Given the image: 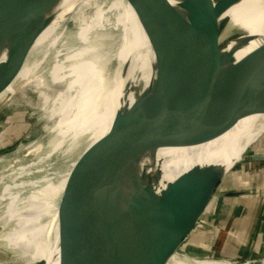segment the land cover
I'll use <instances>...</instances> for the list:
<instances>
[{"label": "water", "instance_id": "obj_1", "mask_svg": "<svg viewBox=\"0 0 264 264\" xmlns=\"http://www.w3.org/2000/svg\"><path fill=\"white\" fill-rule=\"evenodd\" d=\"M62 1L0 0V93L19 75ZM111 1L98 0L105 8ZM127 1L156 50L155 60L145 55L138 36L128 40L113 24L102 30L90 28L86 34L94 37L91 43L108 84L115 80L113 125L125 141L132 167L121 173L100 170L55 199V221L43 234L54 242L59 233V264H167L199 225L211 227L205 220L209 215L264 184V132L231 167L227 162L195 164L165 184L158 167L161 147L205 142L239 120L263 113L257 92L259 67L245 71L236 62L239 46L225 51L221 42L229 25L213 28L228 0H190L183 7L186 13L199 5L202 11L186 20L170 0ZM147 3L152 33L143 16ZM76 10L73 7V13ZM107 17L110 23L117 20L112 10H107ZM133 47H139V60ZM121 49V57L127 55L123 61L116 56ZM29 79L21 81L17 91ZM132 87L138 107L129 101ZM10 99L0 105V112ZM193 249L189 247L188 253L198 257ZM23 250H3L0 264H49L22 259ZM243 264H264V256Z\"/></svg>", "mask_w": 264, "mask_h": 264}, {"label": "bare ground", "instance_id": "obj_2", "mask_svg": "<svg viewBox=\"0 0 264 264\" xmlns=\"http://www.w3.org/2000/svg\"><path fill=\"white\" fill-rule=\"evenodd\" d=\"M189 1L170 0L178 12L184 15V20L188 19L193 13L202 11V6L197 9L200 7L199 5L195 6L191 13L188 11L186 13L183 7L189 5ZM191 1L197 2L199 0ZM146 5L142 9L143 16L147 27L152 33L153 28L145 12L150 7V4L148 5L147 3ZM73 7L77 9L75 13L72 11ZM107 10H112L113 15L117 19L115 23H110L112 19L107 17ZM207 10H209L208 7L206 8ZM169 13L173 16V11H169ZM104 17H107V19L104 20ZM223 23L229 25L228 32L221 42L225 45V51L228 52L234 46H239V50L235 53L236 62L243 65L245 71L255 65L257 68L259 67L257 71V92L261 97L264 111V0H228L219 18L214 22L213 28L215 29ZM112 24L114 27H120L123 31V37L128 40L129 36H138L141 43L139 45L143 46L145 55H149L152 60L156 59L155 57L158 56L156 50H153L150 40L127 0H112L106 8L98 0H63L59 6L57 16L37 39L19 75L0 93V103L8 95L11 97L9 104L14 96L21 91H17V85L21 81L31 76L40 75L46 68L51 67L59 55L56 45L61 40L66 29L71 25H75L76 28L74 30L77 32V37L85 47L68 58L75 61L81 60L85 54L92 53L93 62H83L80 65L74 64L66 70L71 71L68 74L74 80H71L68 85V91H71L69 100L59 111L60 120L56 124V128L59 130L61 139L54 145V148L62 146L65 142L62 138L64 136L67 137L68 134L70 135V132L75 133L76 138L86 136L87 143L82 147L79 155L69 163L66 173L57 183H46L47 185L44 184L45 186H42L40 191L32 190L33 192L30 194H27L24 190L27 186H32L35 183L18 181V178H22L29 171L22 167L13 169L8 163H3V166L8 167L9 170H7V174H3L2 178L9 181L13 180V182H15L14 179H17L18 182L16 183L18 184L14 185L20 189H17L19 196L16 205H14L15 209L7 210L8 204H5L10 191H12V184L6 185L0 194V204L4 202L2 207L4 210L0 213V253L6 249L18 252L24 248L22 253L28 252V254H21V256L23 257L22 259H26L28 262L43 259L49 261V264L52 262L53 264H59V233L54 242H52L51 237H48V234H43L46 229H48V233L50 232L51 223L55 221L56 210L52 204L55 199L57 200L58 197H61L66 190H70L76 183L95 173H99L100 170L104 172L113 170L115 173H121L132 167L125 141L113 125L114 111H111L110 104L112 101V82L115 80H111L110 84H108L107 77L103 74L99 63L101 62L99 52L92 45L94 37L86 34L90 28L95 27L96 30H102ZM50 46L53 49L49 54L46 53L34 64H29L46 47ZM122 49L116 53V56L121 60H125L127 55L121 57ZM133 49L136 53L135 60H139L141 58L140 51L137 50L139 47H133ZM213 60H210L211 63L214 62ZM58 66L56 64L55 69H59L60 67ZM61 68L63 67L61 66ZM170 69L171 65L168 64V70ZM66 76L68 75L60 76L55 80H62ZM153 78L152 76L151 79ZM147 82H149V78H147ZM134 89L133 87L129 89L132 91L129 95V101L138 107L137 93ZM115 104L116 110L119 102H115ZM247 124L236 128L226 136L221 134L212 138L216 146L215 153L208 157L207 146L212 139L192 145L161 147L157 152L158 167H161L163 171L161 182L165 184L172 181L195 164H223L225 161H229L226 164L231 167L236 161L241 159V156H236L244 145L253 141L261 129H264L263 121L256 123L249 121ZM245 131L246 134H244ZM241 135L243 137L237 139ZM81 141L80 139L75 144L71 143V147H78V144L82 143ZM68 143L70 144V141ZM222 148L224 150L228 149L221 152ZM231 155H235L234 158L230 159ZM218 156H221L222 163L218 162ZM19 208L21 211L17 213L16 211ZM52 214L53 217L51 216ZM47 218L49 220L46 222ZM10 221L15 227H12L7 234H4ZM32 226L34 229L30 231ZM27 231L28 233H26ZM191 257L177 252L169 259L167 264H235L222 260H199Z\"/></svg>", "mask_w": 264, "mask_h": 264}, {"label": "rangeland", "instance_id": "obj_3", "mask_svg": "<svg viewBox=\"0 0 264 264\" xmlns=\"http://www.w3.org/2000/svg\"><path fill=\"white\" fill-rule=\"evenodd\" d=\"M75 28V25L67 28L56 45L59 55L53 65L46 68L40 75L31 76L21 91L0 112V194L6 185L12 184V191L5 203L8 204L7 210L15 209L14 205L18 200L20 188L14 185L18 184L16 182L35 183L25 188L24 192L26 191L27 194L34 190L40 191L46 183H57L66 173L69 163L79 155L82 147L87 143L86 136L76 138L75 133L70 132V135L62 138L65 141L62 146L54 148V145L61 139L59 130L56 128V124L60 120L59 111L69 100L71 91H68V85L71 80H74L69 77L68 73L71 71L66 70L74 64L93 62L92 53L85 54L81 60H69L70 55L85 47L77 37ZM227 32L228 30L225 35ZM56 64L63 68L55 69ZM56 75L58 76L56 77ZM63 75L68 76L62 80H55ZM9 98L10 96L7 95L0 105ZM249 121L252 123L264 122V111L262 114H255L239 120L223 134L226 136L236 128L248 125ZM262 132L264 129H261L253 141L245 144L236 157L242 156L246 148L255 142ZM243 135L238 136L237 139L242 138ZM80 139L82 140V143H79L81 145L78 144V147L72 148L71 143L75 144ZM213 141L214 139L210 140L207 146V157L215 153L216 146ZM227 149L222 148L221 152ZM218 162L222 163L221 156H218ZM3 163H8L13 169L22 167L29 173L18 178V181L14 179L15 182L3 179V174H7V170H9L8 167L3 166ZM3 206L4 202L0 204V213L4 210ZM20 211L19 208L16 212ZM227 211L226 220L214 221L216 218L224 216ZM206 222L211 227L202 229V226H198L183 249L179 251L181 255L191 257L188 248L192 247L197 250L193 249L191 253L196 252L199 256L191 258L199 260H222L243 264L256 259L258 244L264 239V204L259 209L256 206H250L248 202H240L239 205H232L229 210L227 208L219 210L206 219ZM12 227L15 225L10 221L4 234H7Z\"/></svg>", "mask_w": 264, "mask_h": 264}, {"label": "crops", "instance_id": "obj_4", "mask_svg": "<svg viewBox=\"0 0 264 264\" xmlns=\"http://www.w3.org/2000/svg\"><path fill=\"white\" fill-rule=\"evenodd\" d=\"M263 200H264V184L262 186H260L257 190H255L252 193H249L247 195L235 198L233 201H231L230 203H228L225 206L221 207L219 210H221L223 208H227V210H229V208L232 205H239L240 202H248V204H250V206L251 205H252V207L256 206V207H258L260 209L262 207V204H264ZM227 213H228V211L224 214V216L222 215V216L216 218L214 221H219L220 222V221L226 220L227 219L226 218V214ZM213 214L209 215L206 219H209ZM257 252H258V254L256 256V259L264 256V239L262 240V242L260 244H258Z\"/></svg>", "mask_w": 264, "mask_h": 264}]
</instances>
